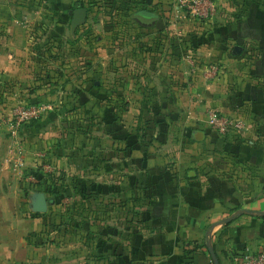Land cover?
<instances>
[{
  "label": "crops",
  "instance_id": "crops-1",
  "mask_svg": "<svg viewBox=\"0 0 264 264\" xmlns=\"http://www.w3.org/2000/svg\"><path fill=\"white\" fill-rule=\"evenodd\" d=\"M165 1L152 0L149 9L135 11L138 25L149 29H137L132 39L151 46L148 51L140 52L134 44L129 49L120 44L115 47L114 62H100L91 69L84 62L90 57L88 52L69 53L75 47L65 46L77 39L78 30L90 21L86 0H52L46 14L52 30L33 33L22 26L21 11L26 1L0 0V264H134L145 259L151 264H237V254L264 248V0H214L216 12L208 21L209 31L201 27L194 34L168 32L165 23L170 8ZM78 2L87 12L75 21L70 12ZM64 9H68V16ZM85 38L81 36L82 41ZM158 39L162 41L160 50H156ZM142 54L147 59L138 63ZM185 55H199L205 63L218 66L219 72L207 81L202 74L206 65ZM96 71L104 83L93 82L91 72ZM171 72L175 82L170 79ZM110 81L118 88L114 92L118 101L133 102L137 91L148 85L146 99L155 96L159 103L169 106L162 110L149 147H139L132 127L128 130L131 115L116 116L99 105L107 96L102 86H111ZM52 85L56 89L49 92ZM76 89L79 95L67 93ZM80 98L87 104L92 102L87 108L83 104L85 113L96 115L100 122L97 130L102 131L81 135L77 124L70 122L79 114L85 115L74 108L75 103H82ZM26 99H49L61 105H53L46 116L23 126L14 137L5 121L13 104ZM202 103L244 118L247 129L221 135L206 122ZM170 106L178 120L176 131L168 123L173 121ZM175 135L184 138L178 145L190 152L176 163L168 157ZM78 137L80 148L91 149L85 154L91 159L85 167L98 172V183L107 181L101 194L119 197L123 174H128L132 187L143 184L146 188L149 205L145 221L141 226L131 224L124 240L115 208L113 220H107L108 232L99 219L83 218L79 230L80 225L71 218L65 227L59 222L63 215L99 216V208L55 205L51 210L50 205L44 212L49 218L46 221L25 213L26 194L31 210L28 215L42 214L32 210L35 192H45L48 199L78 198L70 189L73 184H69L80 171L72 159L76 152H69L75 150ZM19 145L26 148L24 158L29 168L41 169L43 163L34 152H46L44 161L53 165L54 176L65 172L69 189L59 196L47 192L53 175L43 172L38 183L21 180L11 168ZM95 196H100L98 190ZM48 232L52 237L40 242Z\"/></svg>",
  "mask_w": 264,
  "mask_h": 264
},
{
  "label": "rangeland",
  "instance_id": "rangeland-1",
  "mask_svg": "<svg viewBox=\"0 0 264 264\" xmlns=\"http://www.w3.org/2000/svg\"><path fill=\"white\" fill-rule=\"evenodd\" d=\"M25 1H26L24 3L25 8L21 11V16H22V26H24L27 32L33 33L37 31V29L41 30V32L52 30L53 24H51L46 18V14L49 13L48 11L50 9L49 8L50 5L40 6V4L36 0H25ZM86 3L88 4L87 9L89 10V15H90L89 20L90 21L87 26H84L80 28L79 30L77 29L79 33V37L77 39H74L73 42L68 41V44H65V46L68 48L75 47V49H71L69 53H71L72 51H75L77 52V54H81L82 49L86 51V53L88 52L90 54V57L84 59V62L86 64H89L91 69H93V67H95L100 62L101 63L102 62H106V63L114 62V59H113L114 50H115V47L120 44L124 48H128V49L130 48V46H133L132 44H134L135 46L133 47L138 46L140 48V52L142 51L146 52L149 50V48H151V46L146 45V44H144V46L140 45V42L135 41V39H132V37L135 35V31L139 28L144 29V30L149 29V27L145 24L140 25V26L138 25L135 19V11L138 8L149 9L148 7L152 5V0H86ZM165 4L167 7L170 8V9L168 8L170 11V13L168 14L169 18H167L168 19L167 22L165 21L166 22L165 24H167L166 26H169L168 27L169 33H175V32L183 30L187 34L189 33L194 34L195 32H200L201 27H203L204 29L203 31H206V32L209 31L208 24L210 23L208 21H201L198 19H194L190 15H188L183 20L176 17V13L174 9L176 0H166ZM67 10L68 9H64L63 11L65 16L69 15ZM103 19L105 21L104 23H102ZM33 20L36 21L35 24L38 25L37 28H35ZM38 23H41V24H38ZM68 25H70V23ZM121 35L123 37L122 39L120 38ZM81 36L86 37L85 40L83 39L82 41ZM121 40L123 42H121ZM192 40L194 41V39ZM196 42L198 41L196 40ZM161 45H162V41L161 39H158L156 41V46H157L156 50H160L162 47ZM173 45L174 43L172 42V39H170L169 46L172 47ZM186 46L189 47V45L187 44ZM164 49H165V45H164ZM156 50L155 51L153 50L152 52L157 53ZM101 53H103L102 56L100 55ZM158 57H160V55H158ZM186 57L187 59L189 58L196 59L200 63H204L206 66H208L209 64H213V62L205 63L203 61L204 59L199 57V55H195V56L188 55ZM145 59L147 58L142 54L139 57L138 63H140L141 61H145ZM141 74H142L141 76H144L143 73ZM172 74L173 72H171L170 79L174 80L175 82L176 77ZM202 74L205 77V80L207 81L213 78L211 76L208 77L205 71H202ZM74 77H77V75H75ZM91 77L93 78V82L94 80L95 82L96 80H101V82L103 83L106 81L103 79L102 75L99 76L97 74V71L95 74L93 73V75L91 72ZM110 78L112 77H109L108 79ZM110 82H111V86H107L106 88L102 86V93L106 91L105 93L107 96L104 98V101H103L104 103L100 102L99 105L100 106L105 105L106 106L105 110H109L110 112H115L116 116L118 115V113L122 114L121 117H123L125 113H127L128 115H131L132 119H131V124L128 126V130L132 127V131H134L137 136L136 139H137L139 147L141 148L146 147V146L149 147V144L153 142L152 137L155 135L158 129V126L161 120L159 118L163 114V111L165 112L169 106L165 105L164 103H159L158 102L159 100H157L155 96L154 97L149 96L148 99H146L145 90H150V88H148V85L142 88L143 89L142 92L140 90L137 91V93L134 95V98H133L134 100H132L133 102L126 103L124 100L118 101L117 99L114 98V92L118 88L112 85V81ZM144 82L146 83L147 81H144ZM54 89L56 88L54 85H52L49 92L53 91ZM95 89L97 90L96 94L101 95V93H99L98 88H95ZM100 92H101V88H100ZM67 93L70 94V96L80 94V92L77 89L75 91H71V90L69 92L67 91ZM81 100H82V103L81 102L75 103L74 108L80 109V112L84 113L85 115L79 114L78 118H75V119L73 118L72 121L70 122L73 124L74 123L77 124V129L80 132V134L83 133L87 135L93 132V130H97V128H99L97 127V125L100 122L98 121L97 118L94 117L96 115L91 116L90 113L88 114L85 113L87 111L86 110L87 106L88 105L90 106L92 102H89V104H87L88 101H83V98L82 99L80 98V101ZM22 101L23 102H33V100H28V99L22 100ZM38 102H45L46 104H49L52 106L54 105L55 108H57L56 107L57 105H61V103H57L56 105L55 104L56 101L52 102V101H49V99H46L44 101L43 100L38 101ZM83 104L86 105V108L83 107ZM97 104L98 103L96 102L95 105ZM202 106H203L202 112L206 113V118H207L208 111L210 109H213V107H209V104L206 105L203 103H202ZM169 110L171 113L174 112L171 106ZM171 113L169 116L173 119V121L172 122L168 121V123L170 125V128H174L176 131L179 127L175 122V121H178L176 118V112H174L173 114ZM165 120H166V117L163 121L165 122ZM122 121L124 120L122 119ZM126 124H128V122ZM98 131L99 130H97L96 132ZM100 131L102 130L100 129ZM71 135L75 136L72 133ZM71 140H72V137H71ZM183 140L184 138L181 135H175L173 137V141H172L173 144L170 146L171 149H169L170 155L168 154L170 162L176 163L177 160L181 161L182 158L185 159L186 158L184 157L185 154L186 155L190 154V152L187 151L189 149L188 147L178 145V141H181L182 143ZM75 142L78 144L76 145L75 143V150H72V149L71 150L68 149V150L70 152V155L71 153L73 154V152H76L75 157L72 158L70 156V158H72L75 164H77L80 167V171H78L79 175H75L74 178L73 176L71 177V182H69V184L70 185L73 184V186H70V189L76 191V193L79 196L78 198H74V199H65L61 197L55 198L54 200L49 199L51 201L49 204V206L51 205L50 209L52 210L55 205L75 207V208L77 207L99 208L101 210L100 211L101 214L99 216L91 215L90 213H88L87 215H83L82 213L76 214L71 217L63 215L62 216L63 218L62 219L60 218L59 222L61 221V224L63 225V227H65L66 226L65 224H67V220H69L70 222H72L73 220L75 223H78L80 225L83 222V218H94L96 220L99 219L106 226L105 231L108 232V230L110 229V225H108L107 220L108 219L110 221L113 220L114 216L113 214H111V212H112V209L115 208L117 209L115 218L121 222V225H122L121 230H122V234H124L123 235V240H124L125 237L129 234V229H130L131 224L136 223L138 226H141L143 225L145 221V216H146L145 211L149 205L148 204L149 197L146 193V188L143 184H139L137 188L132 187L134 185H129L128 174H123L121 191H117V193L120 194L119 197L114 198L113 196H109L107 194L105 195L101 194V192L105 191V188L103 187L102 184L105 182V184L107 185V181L104 180L103 182H100V183L96 181L97 177L99 179L98 172L93 167H90L91 169L90 168L87 169L85 167V164H88V162L91 160V159H87L86 158L87 156L85 154L89 152L91 149L88 146H85L84 149L83 147L80 148V145L82 142L79 140V137L75 139ZM178 148L180 149L178 150ZM122 151H125V149H122ZM92 160L94 159L92 158ZM181 165H184V164H181ZM175 168L171 167L169 169L175 170ZM47 174L48 175L55 174V169L54 171L47 173ZM50 177L51 176H48V181ZM56 182L57 184H59V186H56V188L54 187L56 191L65 192L67 189H69V187L67 188V184H66L65 172L64 174L59 172L57 175L55 176L53 175V180L50 183H48L45 189L48 190L50 185H53ZM112 184L113 183L111 182V186ZM25 190L28 192V189H25ZM97 190L100 196L96 197L95 192H97ZM110 190H113V189L111 188ZM53 196L54 195H50L49 198H53ZM28 197L29 195L26 194V200H24L25 209H26V211L25 210L24 211L26 215L33 219L35 217L40 218V216H42V218H45V221H46V219L48 218V215H45L44 213L28 215V214H31V210L29 209L30 205H29ZM108 212H110L111 214L110 216L108 215ZM34 220H37V218ZM104 220H106V222H103ZM110 223L111 222H109V224ZM43 224L44 223H42V225ZM82 227L83 226L81 225L77 226V230L81 229ZM61 230H63V228H61ZM61 230L59 231L64 235L63 231ZM60 232L58 233L56 232L55 235L59 234ZM51 237L52 235H50L49 232L48 234L45 233V235L42 236L41 238L42 240L40 242H45L46 240H48V238H51ZM107 241H110V240H107ZM148 263L149 261L145 259L143 261L142 260L137 261L134 264H148Z\"/></svg>",
  "mask_w": 264,
  "mask_h": 264
},
{
  "label": "built area",
  "instance_id": "built-area-1",
  "mask_svg": "<svg viewBox=\"0 0 264 264\" xmlns=\"http://www.w3.org/2000/svg\"><path fill=\"white\" fill-rule=\"evenodd\" d=\"M40 6L49 5L52 0H36ZM176 17L186 18L188 15L201 21H211L216 12L214 0H176L175 4ZM207 76L213 77V74L219 72L218 66L209 64L203 68ZM53 106L45 102H23L18 101L11 107L9 118L5 123L9 126V131L13 136H17L20 129L34 121L42 119L45 114L52 110ZM207 123L221 135L239 134L247 129L248 125L244 118L240 116H231L223 113L217 108L210 109L207 113ZM26 148L23 145L16 147L11 160L13 172L28 184L40 182L39 173L45 174L54 171L51 163L45 162L47 153L41 150L35 151L34 154L41 159L42 168H29L24 158ZM237 264H264V248L257 252L243 251L235 256ZM149 261V260H148ZM148 264H151L149 261Z\"/></svg>",
  "mask_w": 264,
  "mask_h": 264
},
{
  "label": "water",
  "instance_id": "water-1",
  "mask_svg": "<svg viewBox=\"0 0 264 264\" xmlns=\"http://www.w3.org/2000/svg\"><path fill=\"white\" fill-rule=\"evenodd\" d=\"M86 12V9L82 7V3L78 2L76 4V8L74 10H71L70 13L74 15L75 21H79L80 19H82V17H85ZM73 27H75V24L73 25ZM50 202L51 201L47 198L45 192H35L32 197V210L37 213L47 212Z\"/></svg>",
  "mask_w": 264,
  "mask_h": 264
},
{
  "label": "trees",
  "instance_id": "trees-1",
  "mask_svg": "<svg viewBox=\"0 0 264 264\" xmlns=\"http://www.w3.org/2000/svg\"><path fill=\"white\" fill-rule=\"evenodd\" d=\"M39 177V179H41L40 178V175L38 176ZM40 181H42V179L40 180ZM54 186H55V184H53V185H50V187H49V189L48 190H46L47 192H50L51 194H58V195H60L61 194V192H58V191H56V189L54 188ZM55 198H53V200H54ZM195 247L197 246V244L195 243V245H194ZM185 251H189L190 252V250H185Z\"/></svg>",
  "mask_w": 264,
  "mask_h": 264
}]
</instances>
